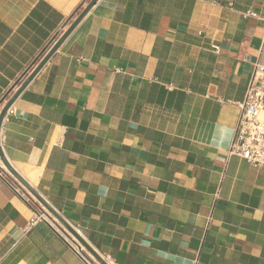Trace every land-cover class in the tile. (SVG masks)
<instances>
[{
    "label": "crops",
    "instance_id": "obj_1",
    "mask_svg": "<svg viewBox=\"0 0 264 264\" xmlns=\"http://www.w3.org/2000/svg\"><path fill=\"white\" fill-rule=\"evenodd\" d=\"M90 2L0 0V111ZM257 62L264 0H97L1 151L111 264H264V168L228 156ZM32 218L0 177L1 264H86Z\"/></svg>",
    "mask_w": 264,
    "mask_h": 264
},
{
    "label": "built area",
    "instance_id": "obj_2",
    "mask_svg": "<svg viewBox=\"0 0 264 264\" xmlns=\"http://www.w3.org/2000/svg\"><path fill=\"white\" fill-rule=\"evenodd\" d=\"M51 47L52 45L50 48ZM215 51L217 52L218 49L215 48ZM239 108L240 114L238 123L234 138L228 149V156L238 157L253 168H264V65L260 62L254 65L250 82L246 87L244 100L239 105ZM12 114L13 110L10 106L6 110L2 122ZM0 177L32 210L33 218L30 220L29 226H34L38 222H45L53 229L60 230V227L53 222V217L36 204V200L32 198V196H29L30 194L26 190H23L22 186L9 174L2 163H0ZM68 235L69 234L66 233V236L72 242V247L76 252H78V248L83 249L73 237L71 238V236ZM102 259L106 264H111L107 258ZM83 260L86 261V264H98L91 257L87 260Z\"/></svg>",
    "mask_w": 264,
    "mask_h": 264
},
{
    "label": "water",
    "instance_id": "obj_3",
    "mask_svg": "<svg viewBox=\"0 0 264 264\" xmlns=\"http://www.w3.org/2000/svg\"><path fill=\"white\" fill-rule=\"evenodd\" d=\"M97 0H91V2L86 6V8L81 12V14L75 19V21L69 26V28L64 32V34L55 42V44L49 49V51L45 54L42 60L37 64V66L33 69V71L27 76L25 81L21 84L18 90L11 96V98L6 102L0 111V129L2 125V120L4 118L6 110L12 105L17 96L21 93V91L28 85V83L34 78V76L40 71V69L45 65L51 55L58 49L60 44L64 41V39L69 35V33L75 28V26L80 22V20L84 17V15L88 12V10L95 4ZM0 161L9 174L49 213L51 217H53L59 225L72 236L78 244L84 248V250L98 263V264H106V262L100 257L90 246L86 244V242L79 236V234L51 207L49 206L23 179L22 177L10 166V164L6 161L1 148H0Z\"/></svg>",
    "mask_w": 264,
    "mask_h": 264
},
{
    "label": "rangeland",
    "instance_id": "obj_4",
    "mask_svg": "<svg viewBox=\"0 0 264 264\" xmlns=\"http://www.w3.org/2000/svg\"><path fill=\"white\" fill-rule=\"evenodd\" d=\"M23 188V187H22ZM23 190H25L24 188H23ZM26 192V191H25ZM29 196H31V195H29ZM33 198V197H32ZM36 202V204H38L41 208H42V210H44L46 213H48L47 211H46V209L45 208H43L37 201H35ZM49 214V213H48ZM52 220H53V222L57 225V226H59L63 231H64V229L59 225V223L54 219V218H52ZM65 232V231H64ZM66 233V232H65ZM68 236H70V235H68ZM71 238H72V236H71ZM87 255L89 256V257H91L88 253H87ZM92 258V257H91ZM93 259V258H92ZM94 260V259H93Z\"/></svg>",
    "mask_w": 264,
    "mask_h": 264
}]
</instances>
